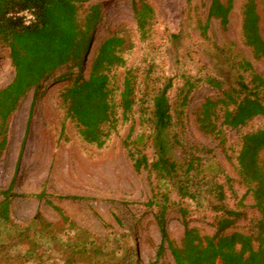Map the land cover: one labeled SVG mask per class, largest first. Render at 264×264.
I'll return each mask as SVG.
<instances>
[{
    "label": "rangeland",
    "instance_id": "obj_1",
    "mask_svg": "<svg viewBox=\"0 0 264 264\" xmlns=\"http://www.w3.org/2000/svg\"><path fill=\"white\" fill-rule=\"evenodd\" d=\"M155 13L148 38L141 41L135 28L129 0H91L78 10L79 15L94 3L101 5L98 21L81 71L62 66L45 81L37 93L30 113L34 91L30 89L12 114L7 142L0 158V189L10 183L15 195L11 198L9 221L0 223V264H176L165 251L157 263L155 251L159 234L153 223L152 211L146 202L157 180L146 171L136 172L127 157L122 140L129 123H118L105 143L99 147L86 142L77 122L71 118L63 103L62 93L80 73L87 78L89 66L99 43L110 35L126 40L124 57L128 66L138 68L142 91L161 87L171 78L168 91L171 106L181 108V117L174 129L179 143L187 149L205 146L211 150L205 162V172H223L232 179L235 196L229 205L245 193L236 170L239 136L264 127V119L255 117L238 129L223 126L224 146L202 133L196 124V112L208 97L219 91L204 81L211 76L226 87L235 84L240 71L236 61L245 59L264 77V64L256 60L241 36V7L244 0H234L227 28L211 19L206 32L200 34L198 21L207 14L210 0H148ZM259 31L264 40L263 0H257ZM69 77L58 81L61 74ZM13 76L7 49L0 46V88ZM186 81L194 84L186 105L180 107V90ZM178 113V112H177ZM135 118V117H134ZM149 129L135 125V135H144L142 148L149 160L153 147L146 139ZM25 135V138H24ZM181 161L184 151L177 145L170 151ZM199 154V153H198ZM163 189L170 188L159 184ZM43 192L44 197L36 194ZM67 196L82 197L72 200ZM170 196L176 199L175 192ZM1 199V198H0ZM241 208L245 216L226 234L254 235L250 223L258 217L249 194ZM55 207L64 215L63 219ZM211 214L190 208L186 218L189 227L201 236H211ZM261 226V225H260ZM169 236L179 243L184 225L176 211L167 215ZM241 236V235H240ZM245 238H240V241ZM97 249L78 254L80 244ZM201 248L205 243H199ZM133 252L131 263H126ZM138 258V259H137ZM137 259V260H136Z\"/></svg>",
    "mask_w": 264,
    "mask_h": 264
},
{
    "label": "trees",
    "instance_id": "obj_2",
    "mask_svg": "<svg viewBox=\"0 0 264 264\" xmlns=\"http://www.w3.org/2000/svg\"><path fill=\"white\" fill-rule=\"evenodd\" d=\"M91 0H0V46L7 49V57L13 69L11 80L0 88V158L7 142L8 123L20 100L32 89L35 93L62 66L81 71L95 27L101 17V5L91 4L79 15L78 10ZM234 0H210L207 14L198 21L203 37L216 19L225 29ZM138 38L145 41L155 19L148 0H129ZM263 6H264V0ZM257 0H244L241 7V36L253 57L264 64V40L259 31ZM32 12L34 19L28 24L19 16L22 11ZM126 40L123 36L110 35L98 45L89 66L87 78L80 73L62 93L67 114L80 127L82 138L101 147L119 122L129 123L128 133L122 140L127 157L136 172L146 171L157 180L146 205L151 208L153 223L159 234L154 263L168 251L176 264H264V127L244 132L239 136L236 170L245 193L229 205L235 196L232 179L223 172H205V162L211 150L205 146L187 149L179 143L174 129L181 117V108L171 106L168 91L171 78L161 87L153 86L144 91L138 87V68L128 66L124 57ZM238 78L235 84L223 87L215 77H204L209 85L219 91L218 96L206 98L196 112V124L205 135L224 146L226 137L222 129L228 126L238 129L255 117L264 119V77L250 61H236ZM69 77L61 74L55 79ZM194 84L186 81L180 90V107L186 105ZM135 117V118H134ZM149 129L146 139L153 147V157L148 159L142 142L144 135H133L136 121ZM25 138V135H24ZM179 145L183 157L177 161L170 151ZM199 153V154H198ZM164 184L175 192L159 187ZM249 194L258 217L251 221L254 235L226 234L236 222L245 216L241 210L243 200ZM15 195L11 183L0 189V223L9 221L11 198ZM35 196L42 198L43 192ZM72 200L82 197L67 196ZM65 219L60 209L55 207ZM190 208L209 212L214 228L211 236H201L186 222ZM178 212L184 233L176 243L167 231L169 211ZM261 225V226H260ZM241 235V236H240ZM240 238H245L240 241ZM205 243L201 248L199 243ZM80 255L97 249L80 244L75 249ZM133 252L128 253L126 263H131ZM138 259V258H137ZM136 259V260H137ZM95 264H105L97 261Z\"/></svg>",
    "mask_w": 264,
    "mask_h": 264
},
{
    "label": "built area",
    "instance_id": "obj_3",
    "mask_svg": "<svg viewBox=\"0 0 264 264\" xmlns=\"http://www.w3.org/2000/svg\"><path fill=\"white\" fill-rule=\"evenodd\" d=\"M19 16H21L23 18V22L25 24L30 23L31 21H33L34 16L32 14V12L25 10L19 13Z\"/></svg>",
    "mask_w": 264,
    "mask_h": 264
}]
</instances>
